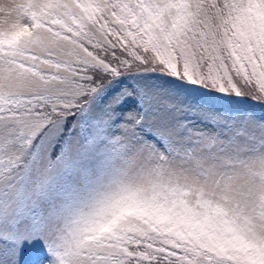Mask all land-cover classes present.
Segmentation results:
<instances>
[{"label": "snow or ice", "instance_id": "obj_1", "mask_svg": "<svg viewBox=\"0 0 264 264\" xmlns=\"http://www.w3.org/2000/svg\"><path fill=\"white\" fill-rule=\"evenodd\" d=\"M0 264H264V0H0Z\"/></svg>", "mask_w": 264, "mask_h": 264}]
</instances>
